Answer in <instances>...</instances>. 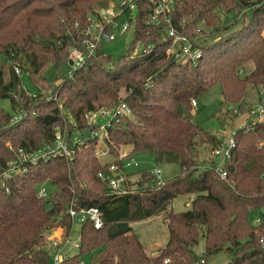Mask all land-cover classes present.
Returning a JSON list of instances; mask_svg holds the SVG:
<instances>
[{
  "label": "trees",
  "instance_id": "1",
  "mask_svg": "<svg viewBox=\"0 0 264 264\" xmlns=\"http://www.w3.org/2000/svg\"><path fill=\"white\" fill-rule=\"evenodd\" d=\"M103 1L0 0V53L8 66L5 75L0 63V99H9L17 114L25 113L13 121L0 108V172L19 149L51 144L55 126L69 125L70 136L85 131L81 135L88 137L93 127L85 113L124 101L133 116L108 129L109 152L117 156L121 147L148 152L157 164H178L181 173L161 186L154 185L148 169L127 173L129 191L113 194L98 177L107 163L95 155V141L85 139L71 159H39L9 180L8 191L0 188V264H49L45 234L59 225L70 232L68 217L55 221L69 206L97 207L103 223L95 228L89 220L82 222L78 251L62 264H80L79 256L86 253L89 264H202L206 259L194 251L200 240L206 257L226 251L233 254L227 264H264L259 241L264 240V124L236 129L228 175L221 179L214 159L198 158L200 146L211 152L219 136L192 121L198 98L214 85L220 87L224 114L234 119L228 107L244 109L247 87L256 86L257 92L264 87V0H172L156 24L149 22L151 1L137 0L126 53L114 63L99 44L73 70L71 49L85 50V31L92 18L103 20L95 9ZM168 26L201 48L195 63H181L168 52ZM206 35L217 37L206 41ZM137 45L141 48L134 53ZM65 63L67 76L53 88L44 72ZM13 65L28 74L39 92L48 93L33 96L25 90ZM46 180L56 188L49 200L37 196V186ZM178 195L193 200L187 210L175 213L168 206ZM251 210L258 212V223L251 222ZM158 215L168 235L160 252L152 254L131 223Z\"/></svg>",
  "mask_w": 264,
  "mask_h": 264
},
{
  "label": "built area",
  "instance_id": "2",
  "mask_svg": "<svg viewBox=\"0 0 264 264\" xmlns=\"http://www.w3.org/2000/svg\"><path fill=\"white\" fill-rule=\"evenodd\" d=\"M151 1V13L149 15V22L156 24L160 21V16L169 10L172 0H149ZM137 0H116L115 3L110 4L106 9H102L103 20L99 22L92 18L91 24L86 29L85 33L87 37L83 40V46L85 50L72 48L68 57L70 67L75 70L81 66L85 59L95 53L96 47L101 44L102 40L112 41L116 38L115 35L108 34L107 30L113 25L114 19L119 15L128 11L130 16L129 20L125 21L121 26L118 27L119 33H126L129 29L130 22L133 19L132 12L136 11ZM97 23V25H95ZM168 36L172 39L171 47L168 52L171 51L175 54V59L182 62L195 63V61L201 56V48L195 45L194 41L177 32L173 27L168 26L166 29ZM177 46V47H175ZM141 48L140 45L135 47L134 53L138 51L137 48ZM14 72L20 74L18 66L13 65ZM50 93V92H49ZM30 95V94H29ZM35 96V94H32ZM53 99H56V95H53ZM196 108L197 103L192 102ZM228 109L236 117L239 114L244 115L242 123L237 128H250L254 124H264V87L259 88L257 92V99L253 103H246L245 108L242 110L238 107L229 106ZM16 116L13 117V121L20 119L25 115L23 110H19ZM133 112L126 102L121 101L120 103L110 107H101L95 110H91L85 113L84 119L87 125L93 127V129L85 137L80 135L79 138L75 139L72 144L70 141V135L67 134L65 129H61L59 126L54 127V136L51 144H46L34 151H25L19 149L15 152L14 157L6 163L5 169L0 172V188H4L8 191L9 180L17 176H21L27 171L29 165L35 164L39 159L46 158L50 159L53 157H62L71 159L74 157L76 150L79 149L85 142V139L95 141L98 146L95 149V155L107 163V170L105 172H99L98 177L102 180L109 191L113 194H124L129 190L126 187V175L130 173L127 171L129 168L138 169L140 163L130 153V151L120 148L117 151V156L110 153L106 145V137L108 136V129L113 126L115 122L121 120V118H132ZM102 121V123H99ZM231 130L228 136L219 137V144L211 151V155L215 160L214 171L218 173L221 179H225L228 175L226 163L231 160L233 149L236 146L235 132L236 129ZM8 147L11 148L10 144ZM116 161V162H115ZM150 174L153 177V183L155 186H161L164 181L161 176L159 167L152 169L148 168ZM37 196L45 200H49L45 189L43 187L37 189ZM193 200V196H190L185 202L186 206H190ZM170 209V205L168 206ZM64 217H68L70 222V232L65 233L63 226L53 227L52 231H58L56 235L51 236L50 242L55 250L52 262L53 264H62L68 254L64 255L63 247L71 244V231H73V225L82 223L86 220L92 222L95 228L102 226V215L97 207L75 209L69 206L65 211L57 214L55 221L59 222ZM260 220L259 216L256 218L254 223H258ZM260 247L264 248V240L260 239ZM79 247V243L77 248ZM166 258L164 263L168 262ZM202 264L205 261L201 259ZM184 264V263H182Z\"/></svg>",
  "mask_w": 264,
  "mask_h": 264
},
{
  "label": "rangeland",
  "instance_id": "3",
  "mask_svg": "<svg viewBox=\"0 0 264 264\" xmlns=\"http://www.w3.org/2000/svg\"><path fill=\"white\" fill-rule=\"evenodd\" d=\"M116 0H104L101 4L95 6V9L100 11L102 9H106L110 6V4L115 3ZM251 11H248V15L250 16ZM131 15L135 16L136 11L132 12ZM129 12L125 11L122 14H119L115 19L113 25L107 30L108 34L115 35L116 38L112 41H101V51L105 54L110 56L112 62L116 63L125 53L127 46L133 40V29H129L126 33H119L118 27L121 26L125 21L129 20ZM97 17V16H96ZM95 17V18H96ZM226 18V17H225ZM99 22V21H98ZM222 22L226 25V20L222 17ZM97 25V23L95 24ZM215 35V34H214ZM217 36L213 35H206L202 39H207L206 41L212 40ZM177 47V46H175ZM140 49L139 47L137 48ZM0 63L3 64L5 75L7 64L5 62V57L2 53H0ZM69 70V65L66 63L61 65L58 69L54 66L50 65L44 72L46 77V81L49 85L55 88L60 81L67 76V72ZM20 83L21 86L27 90L28 92H33L34 94L41 93L47 94L48 91L43 90L39 92V87L35 86L33 81L29 78L26 72H20ZM256 86L249 85L246 89V95L243 99L245 103H252L257 99L256 93ZM222 101L220 87L218 85H214L210 87L205 93H203L198 98V107L193 109L192 112V121L193 123L199 127L200 129L212 133L219 137H226L229 135L231 130L237 128L244 119V115L239 114L235 119L234 117L227 116L225 113L224 108L221 107L220 103ZM0 108L3 111L13 118L17 115V112L12 109L9 99H0ZM243 110V109H242ZM236 116V115H235ZM102 123V121H99ZM69 125H64L65 131L69 132ZM85 134V131H74L70 136V141L73 144L75 139L79 138L80 135ZM10 143H7V145ZM200 154L199 159L203 162H208L214 159L211 155L210 149L203 146H200ZM122 149L127 150L125 147H121ZM136 160L139 161L140 165L138 169H152L154 167H159L161 171V176L163 181H168L174 178L175 176L181 173V169L178 164L176 163H167V164H157L154 161V157L148 152H140V153H132L131 154ZM137 169V170H138ZM136 168H129L127 171H135ZM138 177V172L132 174V180H136ZM43 187L47 193V195H53L56 188L50 182V180H46L41 182L37 189ZM190 195H178L170 201V208L173 212H182L189 208V206L185 205V202L188 200ZM161 216V215H160ZM154 216L144 220H138L131 223L133 233L141 240L142 244L146 246V248H151L152 251L149 253L156 254L159 253L160 250L163 248L161 245L167 239V227L164 222H162V217ZM251 222L255 221L258 217V212L255 210H251L248 214ZM81 223H77L73 225V231H71V239L72 243L65 245L63 247L64 255H73L77 253L78 248L77 245L79 243V232H80ZM54 231L49 230L45 234V247L46 251L49 255V264H53L52 258L55 254V250L53 249L50 238L53 235ZM195 254L197 257L204 258L205 264H227L229 261L232 260L233 254L228 253L226 251L217 252L211 256H205L204 253V243L200 240L199 244L194 248ZM90 262V255L88 253L82 254L79 256V263L80 264H89Z\"/></svg>",
  "mask_w": 264,
  "mask_h": 264
},
{
  "label": "crops",
  "instance_id": "4",
  "mask_svg": "<svg viewBox=\"0 0 264 264\" xmlns=\"http://www.w3.org/2000/svg\"><path fill=\"white\" fill-rule=\"evenodd\" d=\"M256 93H257V91H256ZM250 103H251V102H250ZM252 103H253V102H252ZM126 149H128V147H126ZM138 170H140V169H138ZM138 170L136 169V170H135V171H133V172H136V171H138ZM130 173H132V172L130 171ZM170 209H171V208H170ZM158 216H160V215H158ZM160 217H161V216H160ZM162 222H163V220H162ZM57 232H58V231H55V232L53 233V235H56V234H57ZM53 235H52V236H53ZM166 240H167V239H166ZM166 240H165V241H164V242H163L161 245H164V244H165V242H166ZM140 241H141V240H140ZM143 245H144V244H143ZM144 247L146 248V246H145V245H144ZM152 247H153V246H152ZM152 247H151V248H152ZM151 248H150V249H149V248H146V249H147V250L150 252V251H152V249H151Z\"/></svg>",
  "mask_w": 264,
  "mask_h": 264
},
{
  "label": "water",
  "instance_id": "5",
  "mask_svg": "<svg viewBox=\"0 0 264 264\" xmlns=\"http://www.w3.org/2000/svg\"><path fill=\"white\" fill-rule=\"evenodd\" d=\"M103 11L101 10V13H102ZM70 64H71V62H70Z\"/></svg>",
  "mask_w": 264,
  "mask_h": 264
}]
</instances>
